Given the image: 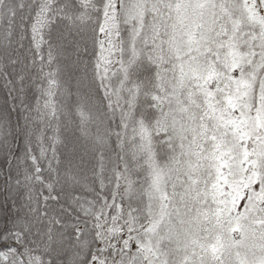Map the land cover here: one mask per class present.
I'll return each instance as SVG.
<instances>
[{
  "label": "snow or ice",
  "instance_id": "snow-or-ice-1",
  "mask_svg": "<svg viewBox=\"0 0 264 264\" xmlns=\"http://www.w3.org/2000/svg\"><path fill=\"white\" fill-rule=\"evenodd\" d=\"M0 89V264H264V0H0Z\"/></svg>",
  "mask_w": 264,
  "mask_h": 264
},
{
  "label": "trees",
  "instance_id": "trees-1",
  "mask_svg": "<svg viewBox=\"0 0 264 264\" xmlns=\"http://www.w3.org/2000/svg\"><path fill=\"white\" fill-rule=\"evenodd\" d=\"M70 84H71V90H72L73 94L66 99V103L74 106L78 100V97L76 95L77 84H76L75 79H73L70 82ZM87 93H88V88H87V85L85 84L81 88L80 95H81V97L84 98L83 104H84L86 114H87L88 109L92 108L93 104L95 103V99H93L92 101H89L87 99ZM4 96H5V90L0 89V104L3 103ZM17 119H18V113L13 112L12 117H11L13 125H15ZM76 121H77V123L79 122V117H76ZM91 127L93 130H95V125H91ZM21 145H22V140L17 141V153H16L17 155H22V151L20 150ZM6 168H7V165L5 164L2 156H0V169H6ZM5 195H6V193L4 191L3 173H2V171H0V226H3V224L5 222L3 219V215H4V211H5V206H4Z\"/></svg>",
  "mask_w": 264,
  "mask_h": 264
}]
</instances>
